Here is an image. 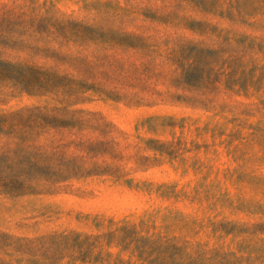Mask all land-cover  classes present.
Returning a JSON list of instances; mask_svg holds the SVG:
<instances>
[{"label": "rangeland", "instance_id": "rangeland-1", "mask_svg": "<svg viewBox=\"0 0 264 264\" xmlns=\"http://www.w3.org/2000/svg\"><path fill=\"white\" fill-rule=\"evenodd\" d=\"M0 264H264V0H0Z\"/></svg>", "mask_w": 264, "mask_h": 264}]
</instances>
